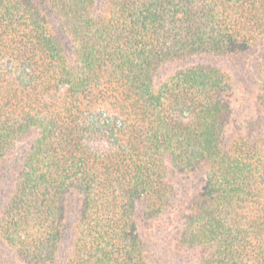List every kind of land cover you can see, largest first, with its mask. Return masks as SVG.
Returning <instances> with one entry per match:
<instances>
[{"label":"trees","instance_id":"16d2710c","mask_svg":"<svg viewBox=\"0 0 264 264\" xmlns=\"http://www.w3.org/2000/svg\"><path fill=\"white\" fill-rule=\"evenodd\" d=\"M0 264H264V0H0Z\"/></svg>","mask_w":264,"mask_h":264},{"label":"rangeland","instance_id":"374dc122","mask_svg":"<svg viewBox=\"0 0 264 264\" xmlns=\"http://www.w3.org/2000/svg\"><path fill=\"white\" fill-rule=\"evenodd\" d=\"M227 64V63H226ZM234 69H232V73H233V76H234V79L236 80V82L237 83H243V81L246 83V81H245V78H248V76H247V74H245V72H240V67H233ZM241 85V84H240ZM243 87H244V85H242ZM248 87H251V86H249V85H247ZM251 89V88H250ZM239 92H242V91H244L243 89H242V87H240L239 89ZM248 95V94H247ZM177 175V174H176ZM175 175V179H177V182L179 181V178L180 177H178V176H176ZM170 177V181H172V176L170 175L169 176ZM177 177V178H176ZM181 179V178H180ZM175 182V181H174ZM174 182H172V183H174ZM180 182V181H179ZM176 183V182H175ZM164 231H165V229H163V231L162 232H160L161 233V235H163L164 234Z\"/></svg>","mask_w":264,"mask_h":264}]
</instances>
